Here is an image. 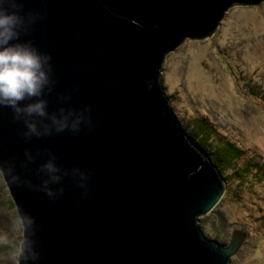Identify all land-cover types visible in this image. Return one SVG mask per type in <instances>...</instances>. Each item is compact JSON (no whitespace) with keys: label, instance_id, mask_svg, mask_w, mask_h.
Returning <instances> with one entry per match:
<instances>
[{"label":"water","instance_id":"obj_1","mask_svg":"<svg viewBox=\"0 0 264 264\" xmlns=\"http://www.w3.org/2000/svg\"><path fill=\"white\" fill-rule=\"evenodd\" d=\"M263 3L3 0L22 19L11 43L50 57L51 69L48 133L35 118L41 134L26 135L0 105V172L23 225L18 264H231L249 230L234 224L227 245L203 232L225 179L161 77L186 39L212 37L232 7Z\"/></svg>","mask_w":264,"mask_h":264},{"label":"rangeland","instance_id":"obj_2","mask_svg":"<svg viewBox=\"0 0 264 264\" xmlns=\"http://www.w3.org/2000/svg\"><path fill=\"white\" fill-rule=\"evenodd\" d=\"M161 78L182 126L209 158L229 146L244 151L236 167L249 175L238 183L224 172V197L200 219L203 232L227 245L234 224L246 227L250 235L231 264H264V3L232 7L212 37L186 39L167 55ZM22 239L0 172V264H18Z\"/></svg>","mask_w":264,"mask_h":264},{"label":"clouds","instance_id":"obj_3","mask_svg":"<svg viewBox=\"0 0 264 264\" xmlns=\"http://www.w3.org/2000/svg\"><path fill=\"white\" fill-rule=\"evenodd\" d=\"M21 24L22 19L15 11L0 7V105L12 108L16 118L23 119L28 130L26 135L38 136L41 132L35 118H40L44 132H49L48 125L43 124L48 114L42 96L50 84V57L40 55L30 45L11 43L18 38ZM24 101L32 102L22 104ZM51 120L52 124H59L55 117ZM65 127L59 124L56 131H63ZM47 168L55 172L51 164ZM47 194L51 196L52 192Z\"/></svg>","mask_w":264,"mask_h":264},{"label":"trees","instance_id":"obj_4","mask_svg":"<svg viewBox=\"0 0 264 264\" xmlns=\"http://www.w3.org/2000/svg\"><path fill=\"white\" fill-rule=\"evenodd\" d=\"M191 138L193 139L192 136H191ZM195 143H196V141H195ZM196 145L200 148V146H199L198 143H196ZM200 149L204 153H206V154L208 153L209 154V152H206L202 148H200ZM243 155H244V151L241 150L240 148H237L235 146H229V147L224 148L220 152H218L217 153V156H216V154H213V155L210 154V159L214 162V164L220 170V172L222 173V175L227 170V171L231 172L230 175H234V176L237 177V180H238L237 182L238 183H241L243 177L246 176V175H249L245 171V168L239 169V168L236 167V163L239 162V160L243 157ZM226 178H227V176H224V179L227 181Z\"/></svg>","mask_w":264,"mask_h":264}]
</instances>
